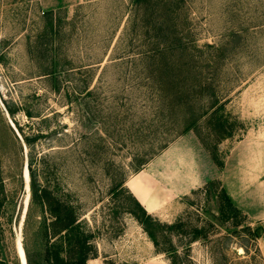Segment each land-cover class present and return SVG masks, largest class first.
I'll use <instances>...</instances> for the list:
<instances>
[{"label":"rangeland","instance_id":"rangeland-1","mask_svg":"<svg viewBox=\"0 0 264 264\" xmlns=\"http://www.w3.org/2000/svg\"><path fill=\"white\" fill-rule=\"evenodd\" d=\"M184 3L188 35L203 56L210 51L205 44L225 41L235 30L234 42L218 58L209 52L210 69L202 68L200 75L224 99L227 123L234 124L232 134L216 142V157L224 162L230 149L246 140L245 150L253 146L256 163L264 168V28L244 31L254 24L247 17L260 12L264 0ZM50 8L51 26L45 17ZM128 10L129 0H0V260L19 264V237L30 264H46L43 228L51 216L35 204L28 207L27 200L22 217L32 158L37 182L69 203L92 233L101 264H264V228L226 208L217 178L176 197L170 215L149 214L161 225L178 223L173 228L146 224L156 244L122 211L128 202L125 179L148 169L162 151L151 148L169 136L160 133V117L151 121L148 108L135 113L125 101L132 96L127 81L137 78L127 79L126 72L106 64L95 81L94 63L105 59L104 43L112 32L120 34ZM75 13L84 25L67 24ZM57 27L61 32L51 40ZM87 64L78 73H65ZM51 67L59 72L43 74ZM84 83L93 86V95L72 92ZM194 127L207 143L215 142L209 135L218 133L215 123L201 117Z\"/></svg>","mask_w":264,"mask_h":264},{"label":"trees","instance_id":"trees-1","mask_svg":"<svg viewBox=\"0 0 264 264\" xmlns=\"http://www.w3.org/2000/svg\"><path fill=\"white\" fill-rule=\"evenodd\" d=\"M184 6V0H129L128 13L130 11L131 15L126 17L125 24L122 25L123 32L121 30L119 35H115V31L110 34L104 43L103 55L108 52L105 59L94 63V67L99 68L95 81H98L106 64L117 67L123 75L128 74L127 79L137 78L127 81L126 90L132 93V96L126 97L125 101L128 106L134 108L135 113H142L145 107L148 108L151 121L160 117L161 121L158 124L163 127L160 133L169 135L156 147H152V152L163 150L174 138L192 129L211 161L217 168H221L223 162L216 157L215 144L232 134L234 124L227 123L223 107L224 99L215 95L212 82L200 81V75L202 68L210 69L212 57L209 52L212 50L218 58L228 42H234L235 30L233 33L229 31L225 41L205 44L210 51L203 56L202 50L188 35L187 17L182 14ZM262 6L263 8L260 12L257 11L254 17L250 15L247 17L246 21H252L254 24L244 26L245 32L252 31L254 28H264V3ZM53 13L52 9L45 11V17L48 18L50 26ZM73 22V25L76 23L84 25L83 16L75 13L67 24ZM60 32V27L55 28L51 34V40L54 36H59ZM121 44H124L122 51L117 56H112L114 49ZM56 48H60V44ZM50 59L52 60L53 56H50ZM89 65L91 64L70 67L65 70V73H78L79 69H86ZM54 71L56 70L53 68L52 71L49 70L43 74L52 75ZM94 91L93 86L89 88L84 83L72 92L84 97L93 95ZM201 117L206 123L216 125L218 133H209L214 137L213 144L207 143V140H204L205 137L201 136L199 130L194 127ZM144 163L146 162L136 163L135 171ZM27 171L29 175L28 207L30 204H35L52 218L43 228L44 262L46 264H85L88 259L95 258L93 235L85 229L74 208L69 203L55 199L46 183L37 182L32 158L27 163ZM122 191L125 194L124 200L128 201L121 204L122 211L132 216L141 225L153 244H156L154 233L146 224L152 222L151 224L160 227L178 226V223H175L177 225H161L151 219V216L124 186ZM219 192L225 201L226 208L238 213L239 211L231 204L221 187ZM25 261L26 264H30L27 257ZM173 262L170 260L169 264ZM0 264L7 263L0 260Z\"/></svg>","mask_w":264,"mask_h":264},{"label":"crops","instance_id":"crops-1","mask_svg":"<svg viewBox=\"0 0 264 264\" xmlns=\"http://www.w3.org/2000/svg\"><path fill=\"white\" fill-rule=\"evenodd\" d=\"M245 142L238 141L217 169L195 135L187 131L153 158L148 169L146 165L126 178L125 188L146 213L170 215L176 197L217 178L231 204L251 223L264 228V168L257 165L253 146L245 150ZM85 264L101 262L95 257Z\"/></svg>","mask_w":264,"mask_h":264},{"label":"bare ground","instance_id":"bare-ground-1","mask_svg":"<svg viewBox=\"0 0 264 264\" xmlns=\"http://www.w3.org/2000/svg\"><path fill=\"white\" fill-rule=\"evenodd\" d=\"M26 185H28V174H27V170H26V173H25V187ZM26 191H27V195L26 197L28 198V188L26 187ZM28 199L25 198V203ZM24 203V205H25ZM19 237L18 239L16 240V251H17V255H19L20 259H21V264H23V259H25V256H24V253H23V249H22V246L19 242ZM25 264H26V261H25Z\"/></svg>","mask_w":264,"mask_h":264},{"label":"water","instance_id":"water-1","mask_svg":"<svg viewBox=\"0 0 264 264\" xmlns=\"http://www.w3.org/2000/svg\"><path fill=\"white\" fill-rule=\"evenodd\" d=\"M26 187L28 188V185H26ZM26 205H27V201H26L24 209H23L22 217L25 215ZM256 233H259V230H257ZM17 259H18V263L21 264V259H20L19 255H17ZM23 264H25V259H23Z\"/></svg>","mask_w":264,"mask_h":264}]
</instances>
